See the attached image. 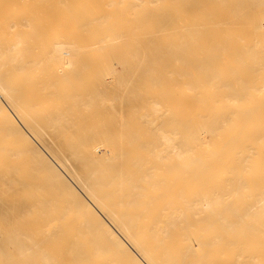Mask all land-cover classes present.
Listing matches in <instances>:
<instances>
[{
    "label": "bare ground",
    "instance_id": "1",
    "mask_svg": "<svg viewBox=\"0 0 264 264\" xmlns=\"http://www.w3.org/2000/svg\"><path fill=\"white\" fill-rule=\"evenodd\" d=\"M32 1L0 0V264L52 200L121 264H264V0Z\"/></svg>",
    "mask_w": 264,
    "mask_h": 264
},
{
    "label": "rangeland",
    "instance_id": "2",
    "mask_svg": "<svg viewBox=\"0 0 264 264\" xmlns=\"http://www.w3.org/2000/svg\"><path fill=\"white\" fill-rule=\"evenodd\" d=\"M32 2L33 5L35 6L37 0H33ZM72 13L74 12L70 11L69 15H72ZM200 13H205V11H202ZM76 31L77 28H75V24L74 25L71 24L66 28V34H64L61 37L62 39L61 38L60 39L64 40L67 39L68 37L74 38L76 37V34L75 36H73V33ZM57 37L59 38V36ZM92 42L93 40L91 38H85L84 40L79 42L81 46H86L87 48L85 53L80 54L79 57L73 58V61L76 60L75 61L76 64L78 63L80 65V64L90 63V65H95L97 62L102 61L103 57L98 55V53L92 52L89 49V46L92 44ZM114 67L116 68L117 72H119L117 61L114 62ZM57 68L58 67H54V70L56 71ZM64 71H66V74L69 77H71L74 74V72H77V70L72 67H69V69L66 68V70ZM78 71L81 72V76L83 77L82 81L90 84V82L93 79L92 75L94 74L95 71H97V69L92 67L85 70L80 69ZM105 77L107 76L105 75L104 78ZM107 79L109 82H111L112 76L109 75V78L107 77L106 80ZM115 84L116 83H113V86ZM94 140L98 141V144L102 143L103 141V139L101 138H94ZM97 148H99L100 151H103L102 146L97 145ZM48 208L49 210L53 211L56 216L53 214L49 216L42 215L41 219L37 221V216L32 212L24 215L21 218L12 219L10 221L15 227L18 226L23 231L27 233L30 232L31 236L34 235L32 237H35L36 240H42L48 243V245H40L38 247V254L37 253L35 255L31 254L30 257L26 255V257L24 258L19 256V253L15 248L10 247L9 249L10 253L14 257V260H16L15 262H13L14 264H82V261L72 260L69 251L66 248L67 237L75 236L76 234L79 236L80 241L85 245L84 253L88 255L89 257L88 262L90 264H121L113 259L109 251L104 249L100 251L97 247H94L95 244L88 236H82L80 234L81 229L79 226L82 221L81 218L76 217L71 212H66V207L63 202L61 201L54 202L52 200V202L49 203ZM30 234L28 233V235ZM255 237L256 238L249 240L251 238V236H249L246 246H248L251 249H253L255 246L258 247L257 255L261 256L264 262V245L257 244V235H255ZM77 241L79 240L77 239ZM80 241L78 245H80ZM246 241L247 240L245 239L242 240V242H246ZM77 257L79 259V256Z\"/></svg>",
    "mask_w": 264,
    "mask_h": 264
}]
</instances>
